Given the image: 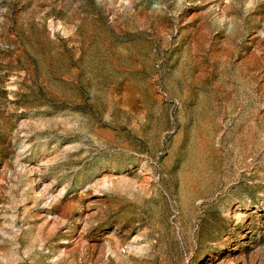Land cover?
<instances>
[{
    "label": "rangeland",
    "instance_id": "rangeland-1",
    "mask_svg": "<svg viewBox=\"0 0 264 264\" xmlns=\"http://www.w3.org/2000/svg\"><path fill=\"white\" fill-rule=\"evenodd\" d=\"M0 264H264V0H0Z\"/></svg>",
    "mask_w": 264,
    "mask_h": 264
}]
</instances>
